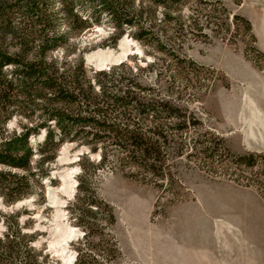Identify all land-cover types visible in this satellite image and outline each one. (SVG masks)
<instances>
[{
  "label": "rangeland",
  "instance_id": "rangeland-1",
  "mask_svg": "<svg viewBox=\"0 0 264 264\" xmlns=\"http://www.w3.org/2000/svg\"><path fill=\"white\" fill-rule=\"evenodd\" d=\"M85 1L79 7L87 18L99 2ZM119 1L127 19L132 4L137 14L144 8L141 23L165 52L146 50L132 38L135 29L113 41L115 27L105 13H97L98 24L77 42L95 71L155 62L141 74L151 89L142 95L183 113L129 125L152 142L164 138L151 128L165 129L164 165L156 172L125 165L127 154L114 148L99 165L100 154L65 144L56 161L42 167L50 177L29 197L10 206L0 197V240L10 231L16 237L10 247L0 244V264H264V0H185L180 13H167L153 0ZM40 3L42 27L67 33L61 1ZM14 19L37 22L22 14ZM92 56L105 60L97 64ZM8 128L18 129L16 120ZM84 154L88 159L81 161ZM39 160L33 172L41 171ZM67 172L73 173L71 190ZM57 246L66 247L70 261Z\"/></svg>",
  "mask_w": 264,
  "mask_h": 264
},
{
  "label": "trees",
  "instance_id": "trees-1",
  "mask_svg": "<svg viewBox=\"0 0 264 264\" xmlns=\"http://www.w3.org/2000/svg\"><path fill=\"white\" fill-rule=\"evenodd\" d=\"M60 1L59 14L68 22L67 33L47 29V25L42 27L40 0H15L10 6L0 0V197L8 206L29 197L35 184H44L50 171L42 167L53 164L60 149L68 143L87 148L89 154H100L99 165L107 162L109 150L114 148L127 154L123 159L125 165L156 172L158 166L164 165L162 154L168 145L165 129L151 128L149 132L164 138L163 142H152L140 128L133 126L130 130L129 123L149 117L157 119L159 114L180 118L183 113L169 101L142 95L151 89L142 85L141 74L152 70L155 62L144 69L138 65L134 69L126 62L95 71L87 66L83 47L77 42L83 31L98 24L97 13H105L115 27L113 41L117 42L127 28L135 29L132 38L146 50L165 52L152 31L142 25V6L137 14L132 4L129 10L136 14L131 13L132 17L127 19L119 0H86L85 3L99 2L91 6L93 13L86 18L80 14L79 0ZM153 3L167 13L170 9L180 13L186 4L185 0H153ZM21 14L37 22L32 26L16 23L15 15ZM58 51L64 53L55 57ZM37 108L44 116L28 115L30 110L37 112ZM13 120L18 129L8 128ZM182 130L179 126L176 131ZM43 132V140L37 142ZM89 154H84L81 161L88 159ZM37 156L41 171L33 172ZM15 241L14 232L10 231L0 244L10 247Z\"/></svg>",
  "mask_w": 264,
  "mask_h": 264
},
{
  "label": "bare ground",
  "instance_id": "bare-ground-1",
  "mask_svg": "<svg viewBox=\"0 0 264 264\" xmlns=\"http://www.w3.org/2000/svg\"><path fill=\"white\" fill-rule=\"evenodd\" d=\"M123 46L125 47V46H127V42H125L124 44H123ZM106 53V52H105ZM100 58H97V56H92L91 58H90V60L91 61H96V63L97 62H100V61H104L105 60V56H99ZM112 59V56H109V58H108V56H107V58H106V60H111ZM98 64V63H97ZM99 67H103V65H98ZM72 172H67L64 176H63V178L65 179V184L68 186V189H73V185H72V180H71V176H72ZM53 203H56V204H59L58 203V201H57V199H55L54 197H53ZM56 201V202H55ZM66 246V245H65ZM56 252L57 253H59V254H61V256L62 257H64V259H68L69 261H70V259L72 258V254L69 252V251H67V249H66V247H64V246H57L56 247Z\"/></svg>",
  "mask_w": 264,
  "mask_h": 264
},
{
  "label": "water",
  "instance_id": "water-1",
  "mask_svg": "<svg viewBox=\"0 0 264 264\" xmlns=\"http://www.w3.org/2000/svg\"><path fill=\"white\" fill-rule=\"evenodd\" d=\"M111 66H112V64H109V66H108V67H106V68H107V69H109ZM43 137H44V135H43Z\"/></svg>",
  "mask_w": 264,
  "mask_h": 264
}]
</instances>
